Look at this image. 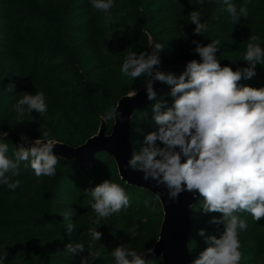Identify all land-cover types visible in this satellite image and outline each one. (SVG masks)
Instances as JSON below:
<instances>
[{"label": "trees", "instance_id": "1", "mask_svg": "<svg viewBox=\"0 0 264 264\" xmlns=\"http://www.w3.org/2000/svg\"><path fill=\"white\" fill-rule=\"evenodd\" d=\"M114 2L111 22L105 25V13L93 9L90 0H0V131L8 133L7 138L0 136V142L9 145L7 155L20 143L11 133L34 140L44 139L42 134L47 131L50 139L74 147L96 135L105 110L132 89L144 87L143 77L132 81L120 72L128 51L139 54L163 44L161 65L174 67L171 72L179 75L187 61L199 59L193 51L194 39L205 45L219 39L217 58L233 70L247 67L242 58L250 35L259 36L264 48V0H248L249 15L236 24L231 23L222 0ZM232 2L239 10L245 0ZM191 11H199L201 22L209 26L203 36L193 35ZM238 83L264 87V65L257 64L256 75ZM9 84L15 85L14 91L7 90ZM37 91L45 94L47 112L20 116L13 106L24 92ZM169 92L170 86L162 83L156 99L170 104ZM154 103L149 100L132 117L134 151H139L147 133L156 130ZM105 124L110 134L114 120ZM58 157L55 177L38 178L22 163L20 175L13 178L22 181L20 187L13 191L0 184V249L9 252L4 264H79L81 257L64 248L69 242L83 243L85 257L91 245L100 257L94 264H115L111 252L120 244H129L137 252L153 247L164 217L154 193L124 181L114 157L104 151L91 161ZM105 179L124 187L130 206L101 219L98 228L89 203L92 197L84 190ZM146 200L154 204L155 212L145 207ZM201 204L197 199L191 209L188 243L192 260L207 247L199 230L217 236L222 230V225L209 223L220 214L202 213ZM68 211L76 224L71 235L66 233L67 222L62 217ZM239 215L247 223L239 234L240 264H264V219L254 222L247 212ZM93 228L103 233L100 241L89 235ZM154 264H163L162 258H155Z\"/></svg>", "mask_w": 264, "mask_h": 264}, {"label": "clouds", "instance_id": "2", "mask_svg": "<svg viewBox=\"0 0 264 264\" xmlns=\"http://www.w3.org/2000/svg\"><path fill=\"white\" fill-rule=\"evenodd\" d=\"M90 4L96 11L105 13L103 23L110 24L114 0H90ZM222 5L233 24L239 23L241 18L246 20L249 15L248 0L239 10L232 0H222ZM189 17L190 23L195 25L193 35L203 36L209 31L208 24L201 22L199 11H191ZM259 41V36H249L242 58L247 67L236 70L222 66L217 58L221 47L219 39L207 45L192 40L193 51L199 59L187 61L179 75L161 70L160 54L165 46L159 43L139 54L128 51L120 69L121 74L132 81L144 78L147 98L155 101L151 106L152 120L157 126L145 135L139 151H133L125 170L140 172L145 182H154L155 187L166 189L171 203H179L180 195L187 192L202 201V213L220 214L209 220L210 224L222 225L219 236L206 235L205 229H200L198 235L204 237L207 247L191 264H240L239 234L247 229V223L239 214H251L254 222L264 219V87L238 83L253 78L257 64L264 65V48ZM156 82L170 86V104L166 99H156ZM7 90L14 91L15 85L9 84ZM136 95L138 90L132 89L128 98ZM13 107L23 116L25 112L43 115L48 106L44 92L37 91L35 94L24 92ZM119 108L120 103L109 106L102 119L123 122L124 115ZM142 114L145 118L148 115L147 112ZM42 135L44 139L32 140L21 134V142L14 147L11 156L7 155L9 145L0 142V184L13 191L20 187L22 181L13 178L20 175L22 163L38 178L56 176L59 157L54 154V148L57 142L49 138L47 131ZM0 136L7 138L8 133L0 131ZM84 193L92 197L89 203L97 216L98 228L101 219L119 214L130 206L124 187L110 179L86 188ZM154 196L156 200L162 199L161 192H155ZM144 205L149 211H156L151 201L146 200ZM71 215V211L62 214L68 235L76 229ZM98 228L89 230L94 241L103 237ZM64 248L81 257L79 264H94L100 258L99 253L91 250V245L87 257L82 255L86 251L83 243L69 242ZM8 256L7 248L0 249V264H4ZM111 257L115 264H154L156 252L154 246L137 252L129 244H120L111 252Z\"/></svg>", "mask_w": 264, "mask_h": 264}, {"label": "water", "instance_id": "3", "mask_svg": "<svg viewBox=\"0 0 264 264\" xmlns=\"http://www.w3.org/2000/svg\"><path fill=\"white\" fill-rule=\"evenodd\" d=\"M161 70L171 72L174 67L160 65ZM161 82L154 84L156 92L161 86ZM138 95L128 98V94L121 97L119 111L124 115L123 122L114 121L113 129L107 134L105 121L102 122L98 133L86 140L85 143L77 147L57 142L54 154L64 158H76L90 161L99 151H104L112 155L116 161L121 178L128 184L135 185L150 192H161L160 200L163 208V221L158 240L153 245L155 247L156 258H162L163 264H191L192 258L189 253V230L191 225L192 208L197 199L185 192L180 195L179 203H171L167 198V191L163 187H155L154 182H145L141 177L142 173L134 172L131 169L125 170L124 166L131 158L134 148L131 142L130 125L136 109L143 107L149 99L145 88H139ZM11 138L20 141V136L14 133L9 134ZM152 259L153 257H148Z\"/></svg>", "mask_w": 264, "mask_h": 264}]
</instances>
